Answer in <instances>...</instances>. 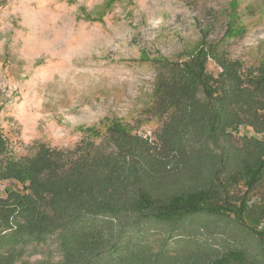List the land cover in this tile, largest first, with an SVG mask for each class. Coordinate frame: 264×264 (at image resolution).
Returning a JSON list of instances; mask_svg holds the SVG:
<instances>
[{
	"label": "rangeland",
	"instance_id": "obj_1",
	"mask_svg": "<svg viewBox=\"0 0 264 264\" xmlns=\"http://www.w3.org/2000/svg\"><path fill=\"white\" fill-rule=\"evenodd\" d=\"M198 55L215 77L222 71L218 58L238 64L242 89L228 83L217 89L220 83H214V95L243 123L264 126V0H0V141L5 156L24 164L50 149L74 158L88 140L99 146L102 140H116L115 124L150 142L158 140L186 107L179 108L172 97L173 89L189 92L177 70ZM196 95L204 100L201 91ZM251 125L241 128L251 130ZM228 144L246 156L255 151L239 138ZM159 148L163 155L169 152L164 144ZM188 158L195 162L200 157L190 151ZM202 160L211 165L215 158L200 159L199 166ZM174 164L166 174H176ZM241 184L235 191L245 189ZM167 186L177 183L171 180ZM20 188L21 183L0 178V198L6 189ZM256 192L250 205L264 206V183ZM47 202L44 210L55 216L51 195ZM11 203L8 199L2 208ZM209 222L185 221L171 231L149 222L147 237L157 248L170 234L169 246L176 251L191 237L208 236L201 228ZM259 222L263 227L264 220ZM221 232L215 225L218 250L225 253L232 242ZM234 234L248 236L245 231ZM22 249L18 263L64 260L51 234Z\"/></svg>",
	"mask_w": 264,
	"mask_h": 264
},
{
	"label": "trees",
	"instance_id": "obj_2",
	"mask_svg": "<svg viewBox=\"0 0 264 264\" xmlns=\"http://www.w3.org/2000/svg\"><path fill=\"white\" fill-rule=\"evenodd\" d=\"M218 60L222 71L216 77L206 71L200 55L177 70L189 92L173 89L172 97L179 108L186 107L158 140L150 142L115 124L116 140H102L100 146L88 140L74 158L42 149L24 164L5 156L0 141V178L22 185L6 189L0 198V264H29L18 263L24 244L40 243L50 234L63 251L59 264H264V226L259 222L264 206L250 205L264 183V126L243 123L214 95V83H220L217 89L221 83L242 89L244 82L236 62ZM198 91L204 100L197 98ZM238 138L255 149L251 156L229 146ZM161 144L169 150L166 155ZM190 151L200 158L189 160ZM210 156L215 158L211 165L208 160L198 165ZM174 161L176 174H166ZM171 180L177 186H167ZM237 183L245 189L235 191ZM49 195L55 216L44 210ZM8 199L11 205L2 208ZM199 218L210 221L201 228L209 235L186 236L190 239L180 250L172 251L170 234L157 248L147 237L149 222L171 231ZM215 225L232 242L225 253L218 250ZM236 230L247 232V238H239Z\"/></svg>",
	"mask_w": 264,
	"mask_h": 264
}]
</instances>
